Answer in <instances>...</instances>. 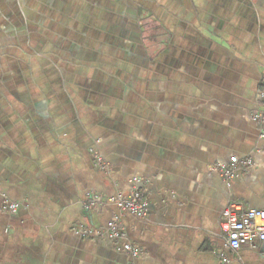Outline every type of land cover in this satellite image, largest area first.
<instances>
[{
    "label": "crops",
    "instance_id": "0c3cea01",
    "mask_svg": "<svg viewBox=\"0 0 264 264\" xmlns=\"http://www.w3.org/2000/svg\"><path fill=\"white\" fill-rule=\"evenodd\" d=\"M263 76L264 0H0V264H264L221 236L264 210Z\"/></svg>",
    "mask_w": 264,
    "mask_h": 264
},
{
    "label": "built area",
    "instance_id": "2783aa9c",
    "mask_svg": "<svg viewBox=\"0 0 264 264\" xmlns=\"http://www.w3.org/2000/svg\"><path fill=\"white\" fill-rule=\"evenodd\" d=\"M258 97L260 109L252 114V119L260 125L258 139L264 140V128L262 127L264 124V76L259 81ZM98 160L99 164L104 166V163L100 162L99 158ZM251 164L252 160L249 157L232 155L229 157L228 163L217 164L213 167V170L219 173L224 180L229 181L234 177L237 170H245ZM89 198V204L91 205L98 200L96 194H91ZM104 202L116 206L122 212H128L139 218H145L147 215V200L138 189H133L126 196L121 194L112 195L106 198ZM5 207L9 212L13 213L18 205L17 203L7 202ZM78 232L87 237L103 233H106L111 238L121 236L117 218L108 221L104 230H95L91 227L82 226ZM221 236L225 248L232 252H237L242 248L258 249L264 241V210L247 208L237 201L227 203L222 210ZM122 248L132 257H137L139 254L138 249L128 242L124 243Z\"/></svg>",
    "mask_w": 264,
    "mask_h": 264
}]
</instances>
